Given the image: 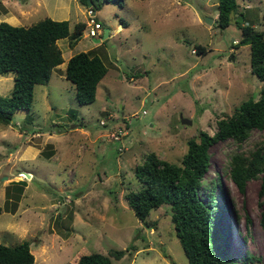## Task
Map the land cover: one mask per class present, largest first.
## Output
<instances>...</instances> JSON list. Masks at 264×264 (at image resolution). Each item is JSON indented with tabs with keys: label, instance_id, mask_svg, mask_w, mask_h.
I'll return each mask as SVG.
<instances>
[{
	"label": "rangeland",
	"instance_id": "rangeland-1",
	"mask_svg": "<svg viewBox=\"0 0 264 264\" xmlns=\"http://www.w3.org/2000/svg\"><path fill=\"white\" fill-rule=\"evenodd\" d=\"M236 1L246 21L264 28V0ZM217 2L96 0L95 18L110 35L94 42L88 35V5L79 0H0V15L11 24L29 25L46 15L67 19L70 28L85 21L75 46L69 47L67 38L57 40L62 55L93 49L108 67L96 98L84 104L76 100L63 63L47 84L35 85L30 109L17 110L9 124L0 122V242L29 240L32 264H74L81 253L107 254L130 243L137 248L119 259L111 256L113 264H188L169 207L151 210L148 220L155 224L145 226L125 193L139 187L133 170L147 152L179 163L188 138L199 130L212 134L217 117L259 96L263 81L250 71L249 45H234L241 36L235 11L229 25L220 28ZM194 43L203 44L206 53H195ZM139 69L142 77L129 79ZM12 86L13 74H0V96L9 95ZM68 109L76 112L69 122ZM181 116L191 124L182 123ZM99 120L126 127L131 139L111 138L109 126ZM262 139L264 130L253 129L241 149ZM233 148L232 139L209 146L204 184L218 178L224 188L232 254L241 259L249 252L258 258L252 264H264L261 179H248L243 190L236 186L224 169ZM17 180L25 183L19 198L12 189ZM7 187L12 199L6 198Z\"/></svg>",
	"mask_w": 264,
	"mask_h": 264
},
{
	"label": "trees",
	"instance_id": "trees-1",
	"mask_svg": "<svg viewBox=\"0 0 264 264\" xmlns=\"http://www.w3.org/2000/svg\"><path fill=\"white\" fill-rule=\"evenodd\" d=\"M90 1L91 5H88V0H79L87 4L88 8H98L96 0ZM237 6L236 0H218L217 26L227 27L230 14L236 11ZM238 15L243 18L238 20ZM120 20L124 23L122 18ZM235 22L241 30V36L237 41L233 40L236 41L234 45H249L250 71L263 81L259 96L248 97L235 106L231 113L217 117L212 134L199 130L196 136L188 138L186 151L179 163L161 158L155 151L147 152L133 170L139 187L125 193L128 206L145 226L155 224L148 220L151 210L162 205L169 207L174 232L188 264H252L258 259L249 252L241 259L232 254L231 220L226 193L218 178L204 184V175L210 164L209 146L218 140L232 139L235 148L229 151L224 169L240 190H243L248 179L260 177L259 193L264 192V140L256 141L254 147L248 150L241 149L242 142L253 129L264 130V28L257 29L252 21H246L242 11L237 12ZM85 27L86 22L82 20L76 21L70 28L67 19H54L48 15L29 25L0 20V74H13L11 93L0 96L1 123L9 124L17 110L31 108L35 85L47 84L53 69L64 61L57 40L67 38L69 47H73L82 37ZM193 49L197 54L207 51L200 43H194ZM107 70L100 54L93 49H86L74 52L67 59L64 76L73 83L76 100L87 104L96 98L98 83ZM131 75L137 77L142 72ZM68 114L72 117L70 121L76 118L75 111L68 109ZM102 125L113 129L114 123ZM56 126L60 128L61 125ZM129 134L121 136V140ZM16 183L12 188L15 190L13 196L19 198L25 183L24 180H17ZM11 193L7 187V199H12ZM13 205L15 207V203ZM2 210L4 207L0 205V213ZM260 221L264 226V211ZM132 248L137 247L130 243L124 249L110 248L107 254L100 251L84 252L74 264H113L111 256L119 259ZM33 262L34 254L29 240L16 244L0 242V264Z\"/></svg>",
	"mask_w": 264,
	"mask_h": 264
},
{
	"label": "built area",
	"instance_id": "built-area-1",
	"mask_svg": "<svg viewBox=\"0 0 264 264\" xmlns=\"http://www.w3.org/2000/svg\"><path fill=\"white\" fill-rule=\"evenodd\" d=\"M87 10H89V12L87 13L88 20H89V22H88V35L90 37H99L101 35V32H102V25L99 21L95 20V10L91 7L87 8ZM193 51H194V49H193ZM142 112L144 113L145 110L143 109ZM133 115L137 116L138 114L135 112ZM100 123L104 124L105 121L100 120ZM109 134L111 135V138L120 140L121 136H124L126 134V132L118 127V129L108 132V135Z\"/></svg>",
	"mask_w": 264,
	"mask_h": 264
},
{
	"label": "crops",
	"instance_id": "crops-1",
	"mask_svg": "<svg viewBox=\"0 0 264 264\" xmlns=\"http://www.w3.org/2000/svg\"><path fill=\"white\" fill-rule=\"evenodd\" d=\"M245 8L246 9H248V8H251L250 6H248L247 4L245 5ZM239 11V9L238 10H236L235 11V14L237 15V12ZM2 13V12H1ZM2 17V18H1ZM5 17H7V15H5V14H1L0 15V19H5ZM216 17H217V14H216ZM123 19V18H122ZM14 20H16V21H18V19H17V17L15 18L14 17ZM7 21V20H6ZM123 21H124V23H123V25L125 24V25H127V23H126V21L123 19ZM121 23H122V21H121ZM118 28V27H117ZM108 35H110V29H109V32H108ZM60 39H63V38H60ZM66 39V38H65ZM62 49V52H63V48H61ZM67 49V48H66ZM74 52H72V53H70V54H68L67 55V57L66 58H64V61L62 62V63H60L57 67H55L54 69H59L60 68V66L64 63L65 65H66V61H67V59L73 54ZM53 69V70H54ZM60 70V69H59ZM140 70V69H139ZM141 71V70H140ZM53 72V71H52ZM142 77V75H140V76H137V77H133L132 75L129 77V79H131V80H134L135 82H136V79L137 78H141ZM96 91H97V89H96ZM106 110H107V108H105L104 106H102L101 107V111H103V112H106ZM70 120H68V122H69ZM79 124H82V122H80Z\"/></svg>",
	"mask_w": 264,
	"mask_h": 264
},
{
	"label": "water",
	"instance_id": "water-1",
	"mask_svg": "<svg viewBox=\"0 0 264 264\" xmlns=\"http://www.w3.org/2000/svg\"><path fill=\"white\" fill-rule=\"evenodd\" d=\"M87 4H88V5H91V1L88 0V3H87ZM242 18H243L242 15H239V16H238V20H241ZM207 21H208V22H212V19H211V18H208ZM108 32H109V27H104V28H103V34H102V37H101V38H93V41H94V42H100L101 40H104V39L108 36ZM180 120H181V122L184 123V124H191V122H192V120H191L190 118L183 117V116H181ZM72 125H74V124H72ZM72 125H70L69 127H72ZM27 175H29V174L27 173Z\"/></svg>",
	"mask_w": 264,
	"mask_h": 264
},
{
	"label": "clouds",
	"instance_id": "clouds-1",
	"mask_svg": "<svg viewBox=\"0 0 264 264\" xmlns=\"http://www.w3.org/2000/svg\"><path fill=\"white\" fill-rule=\"evenodd\" d=\"M94 10H95V9H94ZM95 13H96V10H95ZM87 16H88V15H87ZM87 23H88V22H87ZM87 23H86V24H87ZM87 25H88V24H87ZM87 27H88V26H87ZM101 33L103 34V27H102V32H101ZM101 37H102V35H100L99 37H92V38H101ZM101 41H102V40H101ZM137 114H138V113H137ZM104 120H105V119H104ZM99 124H101V123H100V120H99ZM101 125H102V124H101ZM118 127L121 128V129H122V128H125L124 131L126 132V134L129 133V131L126 129V127H121L120 125L115 126V128H114V126H113V127H112L113 129L108 128V131H107L106 133L108 134V132H110V131H112V130H116V129H118ZM126 134H125V135H126ZM128 137H129V139H131L130 137H132V135H129ZM120 140H121V139H120Z\"/></svg>",
	"mask_w": 264,
	"mask_h": 264
}]
</instances>
